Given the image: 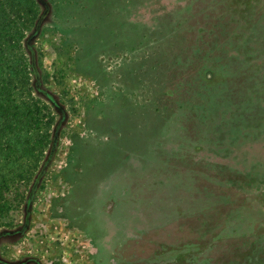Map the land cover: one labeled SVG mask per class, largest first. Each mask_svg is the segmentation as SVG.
Here are the masks:
<instances>
[{
  "label": "rangeland",
  "instance_id": "obj_1",
  "mask_svg": "<svg viewBox=\"0 0 264 264\" xmlns=\"http://www.w3.org/2000/svg\"><path fill=\"white\" fill-rule=\"evenodd\" d=\"M34 1L16 50L57 137L0 255L47 264L60 226L84 264H264V0Z\"/></svg>",
  "mask_w": 264,
  "mask_h": 264
},
{
  "label": "trees",
  "instance_id": "obj_2",
  "mask_svg": "<svg viewBox=\"0 0 264 264\" xmlns=\"http://www.w3.org/2000/svg\"><path fill=\"white\" fill-rule=\"evenodd\" d=\"M36 9L34 0H0V235L9 233L17 239L26 231V224L24 227L20 221L23 210L26 213L23 219L28 220L30 216L28 208L33 198H28L27 192L40 176L42 163L54 153L53 146H48L55 145L57 137L53 132L52 111L32 94L31 71L20 50H16L24 27L32 15L34 18ZM30 13L33 14L30 16ZM102 41L109 43L107 38ZM115 112L118 113L104 116L100 125L108 131L119 132L120 140L127 132L131 115L126 114L123 102ZM132 125L136 131V124ZM118 145L106 143L109 151L93 167L111 159L110 152L121 149ZM30 258L38 264L36 258ZM0 264L10 263L0 261Z\"/></svg>",
  "mask_w": 264,
  "mask_h": 264
},
{
  "label": "built area",
  "instance_id": "obj_3",
  "mask_svg": "<svg viewBox=\"0 0 264 264\" xmlns=\"http://www.w3.org/2000/svg\"><path fill=\"white\" fill-rule=\"evenodd\" d=\"M35 234L36 231L31 232V235L30 234L27 235L26 240L30 241L31 239L34 238ZM56 239H57L56 241L58 242V249H59V253L57 254L58 257L47 260L48 262L47 264H84L87 255L85 252H83V250H78V249L71 250L66 244L65 237L62 235L57 236ZM73 251L76 252L77 254H75Z\"/></svg>",
  "mask_w": 264,
  "mask_h": 264
},
{
  "label": "crops",
  "instance_id": "obj_4",
  "mask_svg": "<svg viewBox=\"0 0 264 264\" xmlns=\"http://www.w3.org/2000/svg\"><path fill=\"white\" fill-rule=\"evenodd\" d=\"M51 229L52 230L54 229L56 233H59L60 232L61 235L65 237V241H66V243L69 246H76V245L80 246V240H76L75 241L74 238L72 237V235L70 234L72 232H69L67 229L65 230V229H63L60 226H59V228H57L56 226L55 227L52 226ZM24 258L21 257L19 259H12L11 257L4 256V254H2V256L0 255V261L1 262H4L5 263V261H6V263H10V264L11 263L12 264H19V263L20 264H23V263L28 264V262L31 260V258L29 256H27L26 259H24ZM36 262H38V264H41L38 260H36Z\"/></svg>",
  "mask_w": 264,
  "mask_h": 264
}]
</instances>
